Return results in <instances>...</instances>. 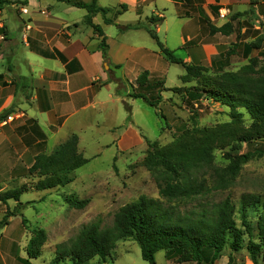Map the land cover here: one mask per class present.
<instances>
[{"label": "crops", "instance_id": "obj_1", "mask_svg": "<svg viewBox=\"0 0 264 264\" xmlns=\"http://www.w3.org/2000/svg\"><path fill=\"white\" fill-rule=\"evenodd\" d=\"M97 3L121 10L110 24L101 13L93 18L104 32L108 59L100 47L103 36L85 22L88 13L85 8L60 0H0V115L8 112L14 117L0 126L1 192L6 191L4 182L29 176L28 169L36 155L48 151L50 141L59 138L58 133L74 116L99 103L100 87L117 83L111 74L120 70L135 89V81L142 72L162 74L170 67L173 62L161 52L148 28L154 29L175 55L187 49L184 58L176 56L203 66L217 62V55L226 47L228 35L210 30L211 25L221 27L227 21L220 16V9L227 8L228 15L235 16V21L243 25L238 31L244 40L254 39L252 29L264 28V0H254L253 4L252 0H97ZM112 15L111 12L107 16ZM151 18L155 21L151 22ZM241 47L234 52L244 53V44ZM127 74L137 75L128 78ZM123 102L125 107L129 105ZM129 107L128 110L126 107L128 117L133 116V107ZM129 126L118 138L120 149L131 146L128 142L134 137L135 141L136 137L139 143L142 141L140 132ZM71 135L73 129L64 142ZM9 250L6 251L5 242L0 243V264H33L19 253L16 241L11 242ZM228 261L222 256L215 264ZM167 264L174 263L170 260ZM243 264L254 263L247 257Z\"/></svg>", "mask_w": 264, "mask_h": 264}, {"label": "rangeland", "instance_id": "obj_2", "mask_svg": "<svg viewBox=\"0 0 264 264\" xmlns=\"http://www.w3.org/2000/svg\"><path fill=\"white\" fill-rule=\"evenodd\" d=\"M228 14L223 18H227L226 23H232V28L223 33L228 35L226 47L217 55V62L215 60L213 64L206 66L207 71L202 76L184 82L181 76L186 73V69L176 62L162 74L149 76L150 82L157 86L154 94H151L153 89L147 92L149 98L151 96L155 98L158 89L163 88L161 95L164 99L159 105L153 107L143 98L127 94L136 92V89L132 88L129 79L123 78L120 70L116 74H111L117 83H112L110 87L101 86L98 93L99 103L74 116L73 121L58 133L59 138L50 141L48 151L45 152L52 153L59 145L57 142H64L71 129L73 134L79 135L78 150L88 158V162L70 174L74 178L71 182L45 190L35 188L39 177L26 176L24 179L15 178L4 182V190L27 188L20 202L14 200H9L7 204L0 202V225L8 207L10 210H18L17 215L12 216L8 224L0 226V243L5 242L7 252L10 251L11 242L16 241L19 253L31 259L33 264H51L56 256L58 244L69 242L83 226L91 222L97 221L103 227L112 224L115 213L122 206L138 200L141 196L146 195L164 206H169L168 201L160 197L155 178L146 165L149 155L158 149L176 145L182 140L188 144H198L208 134L217 136L211 151L215 167L228 166L232 161L230 156L233 154L254 152L255 155L242 164L239 175L229 188L219 190L213 188L208 194L187 206H180L179 209L196 208L206 204L207 200L219 201L228 195L238 201L244 193H264V153L258 156L259 152H264V141L240 145L237 140L239 132L248 129L252 123L249 111L241 105L236 107V111L242 113L243 120L237 124L232 119L233 109L223 100L212 98L209 93H205L201 100L193 103L194 109H191L184 101L185 92H175L173 89L192 86L212 89L214 88L211 84L212 78L223 80L227 73L238 74L244 80L264 79L263 50H254L251 58L244 57L242 52L236 54L233 51L236 46L242 49L241 46L247 40L250 42L257 40L258 36H264V28L250 29L255 34L254 39L244 40L238 31L243 25L235 21V16ZM186 51L187 49L177 51L176 55L184 58ZM100 75L106 77L105 74ZM127 75L131 78L137 74ZM160 81L162 82L159 83ZM98 82L100 83V80ZM135 82L137 83V80ZM124 100L129 103L126 106L127 110L130 109L129 106L133 107V116L128 117ZM129 124L130 128L140 132L142 141L139 143L137 137L136 141L134 137L128 142L131 146L120 149L118 138L127 130ZM149 142H152L151 145ZM206 176L210 178L212 185L216 184L215 178L219 179L218 174L212 169ZM85 198H89L90 202L84 208H78L73 204L75 199ZM42 229L46 232L47 241L42 247L41 255L38 258H29V241L33 237H38ZM164 253L162 250L157 252L158 264L170 262ZM228 254L227 250L223 256L228 258ZM4 255L7 256L6 252ZM235 256L239 264L245 263L249 257L246 250L236 253ZM98 261L100 259L96 257L89 264ZM100 264L150 263L142 257L140 244L135 239L128 238L119 241L112 251V257H108L106 261L101 260ZM260 264H264V261L261 260Z\"/></svg>", "mask_w": 264, "mask_h": 264}, {"label": "trees", "instance_id": "obj_3", "mask_svg": "<svg viewBox=\"0 0 264 264\" xmlns=\"http://www.w3.org/2000/svg\"><path fill=\"white\" fill-rule=\"evenodd\" d=\"M60 1L87 10L85 22L103 36L100 47L104 58L108 59V44L104 32L94 23L93 18L101 13L105 22L110 24L121 10L114 11L112 8L101 7L97 0ZM111 12L113 15L107 16ZM154 21L155 19L151 18V22ZM228 28L229 30L232 28L231 22L221 27L210 26L212 33H226ZM148 31L157 40L161 52L169 61L184 66L186 73L181 76L184 82L193 81L207 71L206 66L188 63L177 57L173 50L164 46L154 29L148 28ZM244 47V57L251 58L254 50H263L264 55V36L245 42ZM58 56L66 61L62 54ZM149 76V72H142L137 78L136 92L129 95L141 97L155 107L164 99L161 95L163 88L158 89L155 98L152 96L149 98L147 92L153 89L151 94H154L157 88L155 83L150 82ZM211 84L214 88L207 90L200 86L173 89L175 92H185L184 101L191 109H194L193 103L201 100L205 93H209L212 98L223 100L233 109L232 119L237 124L243 122L242 113L236 111V107L241 105L251 114L252 123L248 129L239 132L237 140L240 145L264 141V79L244 80L238 74L227 73L223 80L212 78ZM8 115V112H4L0 115V120ZM216 140L217 136L208 134L198 144H188L182 140L176 145L151 153L146 165L155 178L160 197L167 200L170 205L164 206L146 195L141 196L138 200L122 206L115 213L112 224L103 227L97 221L91 222L83 226L75 238L58 244L56 256L51 264H89L96 257L100 261L94 264H100L101 260L106 261L108 257H112V251L119 241L128 238H133L140 244L142 257L150 264H157L156 254L161 250L174 264H215L227 250L229 264H237L235 254L244 250L248 252L254 264L264 261V193H244L238 201L228 195L219 201L207 200L206 204L196 208L179 209L180 206H187L208 194L213 188L218 190L229 188L239 175L242 164L255 155L254 152L233 154L230 156L232 161L228 166L215 167L211 151ZM149 143L151 145L152 142ZM78 145L79 136L73 134L52 153L41 152L36 155L34 164L28 169V175L40 178L35 185L37 190L64 186L74 179L70 174L88 162V158L79 152ZM263 153L259 152L258 156H262ZM211 169L219 176L218 180L214 179L216 184L213 185L206 176ZM25 192L26 187L2 191L0 202L3 204H7L9 200L20 202ZM89 202V198L75 199L73 204L78 208H84ZM17 213L18 210H10L8 207L0 226L8 224L10 218ZM38 234V237H33L29 241V258H38L47 241L45 230H40ZM25 261L30 262L29 259Z\"/></svg>", "mask_w": 264, "mask_h": 264}, {"label": "built area", "instance_id": "obj_4", "mask_svg": "<svg viewBox=\"0 0 264 264\" xmlns=\"http://www.w3.org/2000/svg\"><path fill=\"white\" fill-rule=\"evenodd\" d=\"M24 12L27 11V9H23ZM229 10L227 8H222L220 9V16L221 17H225L228 14ZM14 119V117L12 115H8L7 117L3 118L0 120V126H4L6 124H8L9 122H11Z\"/></svg>", "mask_w": 264, "mask_h": 264}]
</instances>
